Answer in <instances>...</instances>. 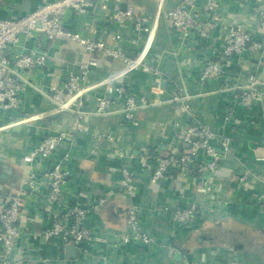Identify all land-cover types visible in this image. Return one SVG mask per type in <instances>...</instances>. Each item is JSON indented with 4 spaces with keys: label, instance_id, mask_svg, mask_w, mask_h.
Instances as JSON below:
<instances>
[{
    "label": "crops",
    "instance_id": "obj_1",
    "mask_svg": "<svg viewBox=\"0 0 264 264\" xmlns=\"http://www.w3.org/2000/svg\"><path fill=\"white\" fill-rule=\"evenodd\" d=\"M89 1L86 14L67 11L64 26L107 45H112L113 36L120 34L118 47L128 58H135L146 43V32L135 31L131 22L114 23L111 13L131 5L134 15L143 17L150 26L159 0H110L107 9L101 8V0ZM178 2L164 0L162 10L168 11ZM38 5L39 0H0V18L22 17ZM260 11H264V0H220V20L212 38L203 45L191 43L185 48L179 45L178 32L160 19L145 56L150 69H136L121 80L132 95L145 97L149 103L136 111L135 126L124 118V96L113 94L112 112L97 115L93 113L96 98L104 89L83 94V109L87 112L82 121L84 130L75 133L72 144L63 142L56 158L74 146L66 164L68 204L95 202L101 197L106 200L91 216L94 238L77 246L75 257H69L60 239L41 238L50 216L27 211L19 222L25 235L23 253L16 255L18 264H184L185 260L200 264H264V180L239 182L244 172L261 177L264 162L257 158H264V116L258 109L250 112L235 104L231 96V87L246 83L252 75L264 97V52L232 59L228 73L214 82L198 80L203 62L216 58L230 31L240 30L255 40L264 39V29L257 27ZM21 41L26 48L39 46L45 50L48 60L45 66L28 72L35 88L23 92L22 111L0 108V210L30 174L24 156L44 137L67 131L74 122V114L69 111L48 113L53 104L45 93L67 72L77 71L87 58L83 48L71 41L51 42L42 35ZM121 66L122 62L100 57L88 81L97 82ZM176 96L185 98L175 100ZM23 117L34 119L18 122ZM188 119H197L215 134L231 138L230 152L212 180L213 193L202 192L203 177L196 167L185 176L176 172L158 183L150 182L151 168L143 154L151 149H175L178 144L173 141L174 130ZM119 153L132 168L136 188L131 195L120 189L123 159ZM192 202L201 209L192 226H173L163 208ZM130 204L138 208L139 227L151 233L156 243H121Z\"/></svg>",
    "mask_w": 264,
    "mask_h": 264
},
{
    "label": "built area",
    "instance_id": "obj_2",
    "mask_svg": "<svg viewBox=\"0 0 264 264\" xmlns=\"http://www.w3.org/2000/svg\"><path fill=\"white\" fill-rule=\"evenodd\" d=\"M109 1L101 0V8L107 9ZM163 1L159 0L153 24L150 26H146L143 17L134 15L131 5L124 10L115 9L111 13L114 23L123 25L131 22L135 31L146 32V43L135 58H128L118 47L120 34H115L113 44L107 45L64 26L63 18L67 11L88 13L89 0H39L37 8L22 17L0 18V108L3 110L19 113L22 111L23 92L28 87L35 88L28 72L45 66L48 60L45 50L39 46L26 48L22 38L29 40L42 35L51 42L71 41L81 46L87 56L79 64L77 71L67 72L60 83L51 85L45 93L53 104V109L48 113L69 111L74 114V122L67 131L44 137L36 148L24 156V161L30 165V174L21 187L13 190L0 210V264H18L16 255L23 253L25 235L19 222L27 211H39L50 216L51 222L41 234L45 241L60 239L65 248L92 242L94 235L91 216L106 200L101 197L95 202L83 200L74 205L68 204L65 199L66 164L71 159L74 146L62 157L56 158L61 144H72L75 133L84 130L82 121L87 112L83 109V94L91 89H104V93L96 98L93 113L97 115L112 112L115 103L113 94L124 96V118L135 126L136 111L147 107L149 103L145 97L132 95L121 80L136 69H150L145 62V56L154 38L157 22L160 19L166 20L178 32L180 47L185 48L191 43L203 45L208 42L220 20V0H179L168 11L162 10ZM119 2L120 0H115V3ZM257 27L264 29V11L258 12ZM261 52H264V39L255 40L249 33L240 30L230 31L216 53V58L203 62L198 80L201 83L214 82L228 73L232 59ZM100 57L112 62H122V66L97 82L89 83V75L97 66ZM231 96L235 104L250 112L258 109L264 116V97L255 76L250 75L244 84L232 86ZM183 98L185 97L176 96L174 99ZM32 119L34 117H23L18 122ZM173 141L178 144L175 149H151L143 154L151 168L150 182L164 180L173 174L175 168L185 176L192 167H196L201 178L203 177L202 192L213 193L215 186L212 180L221 161L230 152L231 138L215 134L197 119H188L174 130ZM118 157L123 159L121 153ZM257 159L264 162L261 156ZM34 164L41 168L34 167ZM119 172L121 192L133 194L136 184L132 168L126 159L121 162ZM255 178L264 180V165L261 177L244 172L239 176V182L244 183ZM163 210L173 226L187 228L195 222L201 209L197 203L192 202L186 206L175 204L164 207ZM125 222L126 231L120 239L122 244L148 246L156 243L151 233L139 227L138 208L135 204L127 207ZM184 264L200 263L185 260Z\"/></svg>",
    "mask_w": 264,
    "mask_h": 264
},
{
    "label": "water",
    "instance_id": "obj_3",
    "mask_svg": "<svg viewBox=\"0 0 264 264\" xmlns=\"http://www.w3.org/2000/svg\"><path fill=\"white\" fill-rule=\"evenodd\" d=\"M45 37V36H44ZM46 38V37H45ZM67 248V256H69V257H75V252H76V247L75 246H72V245H70V246H67L66 247ZM180 256V254H177V257H179ZM181 257V256H180Z\"/></svg>",
    "mask_w": 264,
    "mask_h": 264
},
{
    "label": "trees",
    "instance_id": "obj_4",
    "mask_svg": "<svg viewBox=\"0 0 264 264\" xmlns=\"http://www.w3.org/2000/svg\"><path fill=\"white\" fill-rule=\"evenodd\" d=\"M175 169H173V173H176L178 171V168H175Z\"/></svg>",
    "mask_w": 264,
    "mask_h": 264
}]
</instances>
